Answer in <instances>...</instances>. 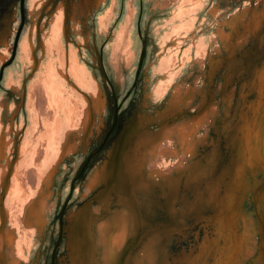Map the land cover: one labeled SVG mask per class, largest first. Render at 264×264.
Masks as SVG:
<instances>
[{
	"label": "rangeland",
	"instance_id": "374dc122",
	"mask_svg": "<svg viewBox=\"0 0 264 264\" xmlns=\"http://www.w3.org/2000/svg\"><path fill=\"white\" fill-rule=\"evenodd\" d=\"M0 96V264H264V0H0Z\"/></svg>",
	"mask_w": 264,
	"mask_h": 264
},
{
	"label": "bare ground",
	"instance_id": "6f19581e",
	"mask_svg": "<svg viewBox=\"0 0 264 264\" xmlns=\"http://www.w3.org/2000/svg\"><path fill=\"white\" fill-rule=\"evenodd\" d=\"M60 9V8H59ZM63 9V8H62ZM61 9V10H62ZM63 11V10H62ZM62 13V12H60ZM58 13L57 14V21H55V26L57 27L58 22L59 20L62 21V17H61V14ZM57 23V24H56ZM54 24V23H52ZM31 33V32H30ZM54 37V36H53ZM59 39L58 37L56 38V40ZM31 40V39H30ZM55 40V38H54ZM52 40V41H54ZM60 40V39H59ZM58 40V41H59ZM31 42V41H30ZM44 47H45V51H44V54H46L49 58L51 57V52L53 51V49H56L58 48L57 50H60L62 49V44L61 42H58L56 45H55V42H54V45L57 46L56 48H54V46L52 45V42L50 43L49 41L47 40H44V42H42ZM32 45V44H31ZM33 46V45H32ZM28 52V51H27ZM59 55V54H58ZM57 55V56H58ZM59 57V56H58ZM63 58V57H62ZM73 59H75L74 57H72ZM59 59L61 60V58H58V62H62V61H59ZM73 59H71V62L74 63ZM54 61V59H53ZM69 61V60H68ZM67 61V62H68ZM56 62V61H55ZM66 63V62H65ZM64 63V64H65ZM70 63V62H68ZM55 64V63H54ZM55 66H52L51 63L49 65H47V74L46 73H39L38 74V80H41V83L40 84H37L35 83L34 86L31 88H29V97H27V101H28V106H27V110H28V113H33L35 114L36 118L37 119H40L42 121V124L40 126H42V129L43 127L46 128H49V126H51L52 124L53 125H57L56 124V120L58 118H56V105H57V100L59 98V95L57 93V90L55 89L56 88V84H58L57 82V78L59 77L58 76V71L57 69H53ZM69 68V66H67ZM75 69V66H71ZM70 67V68H71ZM72 69V68H71ZM70 69V70H71ZM60 70V68H59ZM69 70V71H70ZM68 71V72H69ZM75 71V70H74ZM62 72V71H61ZM63 73V72H62ZM70 73V72H69ZM73 74L76 75V72ZM72 73L71 75L74 76ZM61 75V74H60ZM70 75V76H71ZM78 76V75H77ZM77 76L75 78H77ZM62 77V76H61ZM78 78H80V75L78 76ZM77 78V80H79ZM10 82V81H9ZM11 86L13 84V82L11 81L9 83ZM167 84V83H166ZM59 88V85L58 87ZM60 89V88H59ZM58 89V91H59ZM61 92V91H59ZM65 93V92H64ZM62 96V94H61ZM76 96V95H75ZM81 96V95H80ZM83 97V96H82ZM78 98H80L78 96ZM77 99V98H76ZM64 100V98H63ZM83 100V99H81ZM84 103V102H83ZM4 104V101H3V98H1L0 96V107ZM58 104H61V103H58ZM78 104V103H77ZM81 104V103H80ZM63 105V104H62ZM83 105V104H82ZM81 105V106H82ZM5 106H6V103H5ZM6 108V107H5ZM62 109V107H61ZM83 109V108H82ZM85 110V109H84ZM36 112V113H35ZM84 112V111H83ZM60 115V114H59ZM34 116V115H33ZM60 117V116H59ZM83 119V118H82ZM57 129V128H56ZM44 130V129H43ZM57 134V133H56ZM55 136V135H54ZM5 140L3 138L0 139V143L4 144ZM41 143V142H40ZM53 141L50 139L48 142L44 141L43 140V143L44 144V147H42V150H39L40 153H39V156L37 158H31V162L34 163V167H28V172H26V175H25V181H26V186H27V189L28 190H37L38 188V184H39V181L45 176L46 177V173H44L46 170H50L48 169L50 164H52V161H53V157H54V154L57 152V149L55 148V150L53 151L52 155H51V152L54 148V145L52 144ZM53 146V147H52ZM38 151V152H39ZM37 152V153H38ZM56 155V154H55ZM44 157V159H41L40 157ZM57 157V156H56ZM40 158V159H39ZM39 159V160H38ZM51 168V167H50ZM98 177V174L96 175ZM101 176V175H100ZM102 200L105 202H107L106 198H102ZM30 202V198H29V201ZM26 202V204L28 203ZM104 203L102 204V207L104 206ZM4 212H5V207L4 205L2 204V206L0 205V213L3 214V217L0 219V226H3L5 224V218H4ZM96 212V211H95ZM23 213H18L16 215L17 219L14 220V223L16 222V220H18L19 223H21L23 221ZM92 210L90 212H86L84 214V216H81L86 222H87V225L89 226H93L94 223V219L95 217L92 216ZM27 221V220H25ZM18 225V224H17ZM107 223L106 224H100V226L98 227V232L101 234L100 235V239L102 238V234L104 236V232L106 233V227H107ZM23 227V226H22ZM21 228L20 225H18V229ZM24 228V227H23ZM30 231V230H29ZM28 232H26L27 234ZM25 234V233H24ZM119 235V234H118ZM122 235V236H121ZM121 235L119 238H117V241L119 242V244H121V242L123 241V232H121ZM25 236V235H24ZM25 238V237H23ZM106 238V236L104 237ZM27 239V238H26ZM32 239V238H31ZM86 239L87 236H86ZM30 240V239H28ZM115 240V242H117Z\"/></svg>",
	"mask_w": 264,
	"mask_h": 264
}]
</instances>
